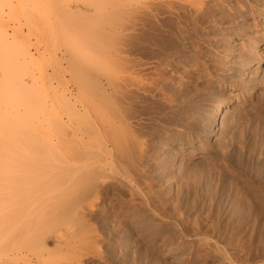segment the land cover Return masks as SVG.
Instances as JSON below:
<instances>
[{
    "label": "rangeland",
    "instance_id": "rangeland-1",
    "mask_svg": "<svg viewBox=\"0 0 264 264\" xmlns=\"http://www.w3.org/2000/svg\"><path fill=\"white\" fill-rule=\"evenodd\" d=\"M28 1L13 0L4 15L0 6L9 43L0 58V194L17 186L0 197V264H264V68L246 103L225 89L237 80L224 72L235 41H258L264 0H161L141 16L113 13L105 0ZM75 81L84 91L107 88L116 104L101 118L118 132L110 139L79 142L81 134L74 139L69 125L54 122V93L76 96L83 90ZM221 97L236 103L213 133ZM94 115L77 118V130L101 120ZM75 149L93 153L78 165L92 168L99 188L85 205L57 213L40 185L48 171L52 178L68 168ZM86 185L75 195L88 194Z\"/></svg>",
    "mask_w": 264,
    "mask_h": 264
},
{
    "label": "bare ground",
    "instance_id": "bare-ground-1",
    "mask_svg": "<svg viewBox=\"0 0 264 264\" xmlns=\"http://www.w3.org/2000/svg\"><path fill=\"white\" fill-rule=\"evenodd\" d=\"M28 1V0H27ZM30 2H32V0H29ZM28 1V2H29ZM141 1H143V0H141ZM141 1H139V0H105V3H107L106 5L108 6V8L109 9H111V11L113 10H117V11H119L118 13H130V15L132 14V13H134L133 14V16H141L142 14H148V13H150L152 10H154V7H155V4H157V2H161V0H147V1H144V2H141ZM164 1H166V0H164ZM172 2H173V0H171ZM178 1V0H177ZM186 1V0H185ZM192 1V0H191ZM201 1V0H200ZM257 1V0H256ZM97 1H95V3H96ZM102 2V1H101ZM181 2V1H180ZM194 2V1H193ZM198 2V1H197ZM203 2H204V0H203ZM23 3V2H22ZM24 3H25V0H24ZM99 3V2H98ZM162 4H164L163 2H161ZM160 3V4H161ZM183 3H184V0H183ZM202 3V2H201ZM83 4V3H82ZM97 4V3H96ZM99 4H101V3H99ZM167 4V3H166ZM192 4V3H191ZM25 5V4H24ZM87 5V4H86ZM86 5L84 4V6H82L85 10H91V8H89V7H86ZM93 5V4H92ZM103 5H105L104 3H103ZM170 5V4H169ZM193 5V4H192ZM0 6L2 7V10H1V12H2V14L1 15H4V12H5V9L6 8H10V7H12V6H14V2H13V0H0ZM101 6V5H100ZM197 6V5H196ZM90 7H91V5H90ZM164 7V6H163ZM255 7V6H254ZM260 7H261V5H260ZM13 8V7H12ZM24 8H25V6H24ZM93 8V7H92ZM103 9H104V7H103ZM93 10V9H92ZM107 10V9H106ZM176 10V9H175ZM86 11V12H87ZM112 11V12H113ZM116 11V12H117ZM91 12V11H90ZM102 12L103 11H101V14H102ZM107 12V14H108V12L109 11H106ZM112 12H110V13H112ZM258 12H259V19H257V21H258V25H260V24H263L264 25V9H261L260 11H259V9H258ZM100 13V12H99ZM114 13V12H113ZM104 14H106L105 12H104ZM103 14V15H104ZM119 14V15H120ZM151 14V13H150ZM129 15V14H128ZM126 16V15H125ZM106 18H107V16H105ZM120 17H122V15H120ZM128 17V16H127ZM109 18H111V16L109 17ZM115 18V17H114ZM117 18H119L118 17V15H117ZM140 18V17H139ZM133 19V18H132ZM106 20V19H105ZM104 20V21H105ZM110 20V22H111V20H113V19H109ZM109 20H107V21H109ZM115 20V19H114ZM119 22H118V21ZM129 20V19H128ZM69 21H71V20H69ZM116 21H117V23H120V19H116ZM121 21H122V19H121ZM124 21V20H123ZM137 21V20H136ZM136 21H134V22H136ZM125 22H126V20H125ZM6 23L7 22H5V20L3 19V18H1V20H0V38H1V43H0V58L5 62L6 61V59H7V55H8V53H6L7 52V46L9 47V43L7 44V40H8V29H7V25H6ZM116 23V22H115ZM116 23V24H117ZM122 23V22H121ZM124 23V22H123ZM70 24V23H69ZM107 24V23H106ZM119 25H121L122 26V24H119ZM124 25H125V23H124ZM121 26H119V27H121ZM126 26H127V29H130V27H131V25H130V23L128 22L127 24H126ZM132 26H134V25H132ZM29 27V26H28ZM105 27V26H104ZM117 27V26H116ZM108 28H110V30L112 29L111 28V26L109 25V27ZM114 28V27H113ZM126 28V27H125ZM124 28V29H125ZM118 29V28H117ZM17 30V29H16ZM30 30V29H29ZM28 30V31H29ZM72 30V29H71ZM70 30V31H71ZM106 30H105V28H104V32H105ZM125 31V30H124ZM127 31V30H126ZM131 31V30H130ZM106 33V32H105ZM67 34V33H66ZM109 34V33H108ZM258 34V35H257ZM256 34V36H259V39H258V41L257 42H255V44L254 43H251L250 41H246V40H242V41H235V42H237V45H240V47L239 48H237V49H230L227 53H225L224 54V56L226 55V57H228L229 59H233L232 60V63H228V64H226L227 65V68H226V70L224 71L225 73V76L227 75H229L231 78H235L236 80H237V82H235V83H230V85L229 86H227V87H225V89L229 92V93H231L232 95H236L237 97H241V98H243V102H247L248 100H252L253 98H255V95H256V89L257 88H259L257 85H259L258 84V81H259V77H260V75L262 74V68H264V30L262 31H260V32H258ZM110 35V34H109ZM113 35V34H112ZM120 35V34H119ZM102 36H103V34H102ZM107 38V37H106ZM257 39V38H256ZM67 40V39H66ZM101 40H104V39H102V37H101ZM100 40V44L102 43V42H104V41H101ZM109 40V39H108ZM235 40V39H234ZM112 41H113V39H112ZM106 42V41H105ZM234 42V43H235ZM106 43H108V42H106ZM110 44V43H109ZM7 45V46H6ZM108 45V44H107ZM102 46H104V43H103V45ZM224 48V47H223ZM225 49V48H224ZM243 49H248L247 51H241V50H243ZM6 50V51H5ZM107 50V49H106ZM7 54V55H6ZM239 55V56H238ZM5 58V59H4ZM77 60H80V59H77ZM82 61V60H81ZM75 62L77 63V61L75 60ZM3 63V62H2ZM2 63H0V64H2ZM78 63H79V61H78ZM81 63H84V61L83 62H81ZM90 63V62H89ZM85 64V63H84ZM75 65V64H74ZM82 65V64H81ZM87 65H89V64H87ZM93 65V64H92ZM75 66H78V64L77 65H75ZM5 67V66H4ZM77 68H79V67H77ZM81 68V67H80ZM79 68V69H80ZM82 69V68H81ZM85 69V68H84ZM75 70H76V68H75ZM77 71H78V69H77ZM76 71V72H77ZM2 72V68H0V73ZM75 72V73H76ZM82 72V71H81ZM83 72H84V70H83ZM83 72H82V74H83ZM99 72V71H98ZM87 73V72H86ZM80 74V73H79ZM102 74V73H101ZM100 74V75H101ZM222 74V73H221ZM90 75V74H89ZM96 75V74H95ZM103 75V77H105L104 76V74H102ZM81 76V75H80ZM98 76V75H97ZM226 76V77H227ZM85 77V76H84ZM88 77H90V76H88ZM78 78V75L76 74V79ZM80 78H82V77H80ZM93 78V77H92ZM96 78V77H95ZM85 79V78H84ZM86 80L88 81V79L86 78ZM262 80V79H261ZM91 81V80H90ZM93 81V80H92ZM18 82V81H17ZM24 82V81H23ZM76 82V81H75ZM231 82V81H230ZM77 83V82H76ZM19 84V83H18ZM77 85H78V83H77ZM87 85V84H86ZM103 85V84H102ZM110 85H112L111 83H110ZM110 85H109V87H110ZM18 86V85H17ZM23 86V85H22ZM226 86V85H225ZM0 87H1V84H0ZM78 87H79V85H78ZM82 87V86H81ZM88 87V86H87ZM102 87V86H101ZM99 87V88H97L96 90H95V88H94V90L96 91V92H94V90L93 91H91V89L90 88H88V90L90 91V93L89 92H86V91H88V90H85L84 91V89H82V88H80L81 90H83V91H80L79 89V92H78V94L75 96L73 93H67V91L65 92V90L63 91V90H56V92L54 93V96H53V98L55 99V102L53 103V108L55 107V106H57V110H58V112L55 114V116H54V118L56 119L54 122L57 124V125H59L60 127H65L66 125H69V126H66L67 127V129H70V131L72 132H70L71 134H72V137L74 136V139H75V137L78 135V134H81L82 135V139H79V142L80 141H82L83 140V138L84 137H86L88 140H91L92 138H93V140L95 139V138H97L96 136H98L99 138H100V136L101 135H103V137H104V135H106V134H109V137L112 135L111 133L113 132V135L114 134H116V133H118L117 131H116V129L115 128H117V127H115L114 128V123H109V121H111L110 119H105V121L104 120H102V116H105V114L103 113V111L105 112V110H107V108H109V106L110 105H114V104H116V103H112V101H111V103H109L108 101L109 100H107V96H109L107 93H106V89H104V87ZM115 88H116V85L114 86ZM102 90H101V89ZM113 88V87H112ZM17 89H18V87H17ZM22 89H24V88H22ZM21 89V90H22ZM21 90H20V92H21ZM99 90H101V91H99ZM106 90V91H105ZM23 91V90H22ZM219 91V90H218ZM225 91V90H224ZM86 92V93H85ZM114 92H116V91H114ZM217 93V92H216ZM21 94V93H20ZM22 96V95H21ZM111 96V95H110ZM109 96V97H110ZM220 96V95H219ZM224 96V95H223ZM262 96V95H261ZM108 97V99H110ZM6 99V98H5ZM9 99V98H8ZM26 99V98H25ZM46 99V100H45ZM45 99H43L42 100V104H41V102H39L40 103V107H41V110L42 111H46L47 109H48V97L47 98H45ZM245 99V100H244ZM7 100V99H6ZM19 101V100H18ZM33 101V100H32ZM38 101V100H37ZM107 101V102H106ZM235 102V101H234ZM233 102V100L231 101H228V102H226V99L223 97H221L220 98V100H217L216 101V103H215V110H214V114L212 115V118H211V124H213L212 125V127L211 128H213V130H211V131H213V133H215V132H218V130L220 129V128H218V126H219V121H220V118H219V115H220V112H222L225 108H227L228 107V105H231V104H233L234 103ZM242 102V101H241ZM9 103V102H8ZM8 103L6 104V107H5V105H4V107H3V109H6L5 110V112L6 111H8V108H7V105H8ZM109 103V104H108ZM236 103V102H235ZM244 103V104H245ZM5 104V103H4ZM2 105V104H1ZM26 107H27V105L26 104H24ZM23 105V108L25 109L26 107ZM30 105H32L31 103H30ZM42 105V106H41ZM38 106V105H37ZM52 106V105H51ZM107 106V107H106ZM33 107H34V105H33ZM50 107V106H49ZM111 107V106H110ZM115 107V106H114ZM106 108V109H105ZM55 109V108H54ZM117 109V108H116ZM1 111H3L2 110V108H1ZM18 111V110H17ZM109 111H111V109L109 108ZM113 111V110H112ZM116 112V111H115ZM114 112V113H115ZM37 113V112H36ZM103 113V115H100V114H102ZM6 114H7V112H6ZM5 114V115H6ZM42 114V113H41ZM90 114H95V115H97L95 118H97L98 117V115L100 116V118H101V120H92L93 122V124L91 123V121H90V126L91 127H88L87 126V128L85 129L84 128V126H82L83 128H84V130H82V128H80L81 130L79 131V130H77V127H75V125L76 124H78V123H76L77 121H78V119H79V117H84V116H88V115H90ZM106 114H107V112H106ZM120 114V113H119ZM4 115V116H5ZM13 115V114H12ZM44 115V114H43ZM94 115V116H95ZM111 115V114H110ZM109 116V115H108ZM17 117V116H16ZM90 117H92V116H90ZM117 117V116H116ZM4 118V117H3ZM45 118V117H44ZM78 118V119H77ZM104 118V117H103ZM108 118V117H107ZM110 118V117H109ZM46 119V118H45ZM90 119V118H89ZM17 120H19V119H17ZM80 120H82V119H80ZM85 120L86 121H88L86 118H85ZM108 122H107V121ZM113 120H114V118H113ZM1 121V120H0ZM3 121V120H2ZM39 121V120H38ZM107 122V123H106ZM115 122V121H114ZM43 123V122H42ZM80 123H82L81 121H80ZM84 123H85V121H84ZM88 122H86V124H87ZM111 124V125H113L112 127L109 125V124ZM44 124H49V123H46V121L44 122ZM40 125V127L42 126V129H43V131L42 132H45V130H47L46 128H47V126H45V125ZM85 124V125H86ZM116 124V123H115ZM16 125H18V124H16ZM79 125V124H78ZM83 125V124H82ZM56 126V125H55ZM54 126V127H55ZM3 127V126H2ZM20 127V126H19ZM22 127H23V125H22ZM30 127V126H29ZM51 127H53L52 126V124H51ZM53 127V128H54ZM59 127V128H60ZM63 127V128H64ZM65 127V128H66ZM69 127V128H68ZM48 128H50V126L48 127ZM222 128V127H221ZM62 129V128H61ZM112 129V130H111ZM26 130V129H25ZM50 130V129H49ZM64 130V129H63ZM221 130V129H220ZM219 130V131H220ZM56 131V130H55ZM62 131V130H61ZM69 131V130H68ZM112 131V132H111ZM215 131V132H214ZM21 132V131H20ZM47 132H48V130L46 131V133L45 134H47ZM80 132V133H79ZM53 133V132H52ZM64 133V132H63ZM66 133V132H65ZM59 134V133H58ZM64 135V134H63ZM68 135L70 136V138L67 136V138H69L70 140H71V135L68 133ZM14 136H15V134H14ZM24 136V135H23ZM53 136V135H52ZM84 136V137H83ZM64 137H65V135H64ZM78 137V136H77ZM102 137V136H101ZM105 137H107V138H109L108 137V135H106ZM57 138H58V136H57ZM106 138V140H108ZM11 139V138H10ZM15 139V138H14ZM62 139V138H61ZM64 140L66 139V138H63ZM110 139V138H109ZM113 139V138H112ZM60 140V139H59ZM58 140V141H59ZM64 140H60V141H62V143H64ZM88 140L86 141L88 144L90 143V142H88ZM92 140V141H93ZM115 140H116V138H115ZM115 140H114V142H115ZM68 141V140H67ZM66 141V142H67ZM73 140H71L70 142H72ZM76 141V140H75ZM74 141V142H75ZM78 141V140H77ZM98 141V140H97ZM13 142V141H12ZM14 142H15V140H14ZM85 142V141H84ZM85 142V143H86ZM96 142V141H95ZM101 142V141H100ZM117 142V141H116ZM119 142V141H118ZM117 142V143H118ZM62 143H60V144H62ZM68 143V142H67ZM84 143V144H85ZM104 143V142H103ZM103 143H102V145H103ZM6 144V146H7V143H5ZM9 144H10V142H9ZM13 144H15V143H13ZM50 144V143H49ZM70 144V143H69ZM71 144H73V143H71ZM83 144V145H84ZM87 144V145H88ZM111 144H113V143H111ZM114 144H116V143H114ZM23 145V144H22ZM75 145V144H74ZM80 145V144H79ZM93 145V144H92ZM9 146V145H8ZM15 146H18L17 144H15L14 145V147ZM64 146V145H63ZM69 146V145H68ZM68 146H66V147H68ZM73 146V145H72ZM72 146L71 147H69V148H72ZM76 146V145H75ZM85 146V145H84ZM89 146V145H88ZM94 146V145H93ZM105 146V145H104ZM107 146V145H106ZM61 147V146H60ZM77 147V146H76ZM80 147H81V145H80ZM199 147V146H198ZM16 148V147H15ZM56 148H57V146H56ZM56 148H54V149H56ZM78 148H79V146H78ZM103 148V147H102ZM101 148V149H102ZM19 149V148H18ZM54 149H52V150H54ZM81 149H85V148H81ZM92 149V148H91ZM94 149H96V147L95 148H93V150ZM107 149V148H106ZM11 150V149H10ZM45 150V149H44ZM49 150V149H48ZM51 150V149H50ZM67 150V149H66ZM70 150H72V149H70ZM76 150L77 149H75L74 151H75V153L74 152H72V154L74 153V154H77V152H76ZM80 150V149H79ZM104 150V149H103ZM82 151H85V150H82ZM89 150H87V152H88ZM20 152H22L21 150H20ZM53 152V151H52ZM65 152H67V151H65ZM79 152V151H78ZM87 152H85V153H79V154H77V155H80V157L79 156H77L76 158H73V156H75L74 154L72 155V154H70V156H72V157H70V156H68V160H66V158H65V160H66V164L68 165H65V166H67L68 168H66V170L65 171H62V166L60 167V168H62V169H60L62 172H59L58 173V169H57V173L51 178L50 176H52V175H49V174H51V172L50 171H48L46 174H45V176H46V178L45 179H43V181L41 182V187H40V193H41V197H42V199L44 200V202L45 201H47V202H49V205H54L55 206V209H56V212L57 213H62V212H67V211H73V210H75V209H77L78 207H80L81 205H85L88 201H89V199H90V197H92L97 191H98V188H99V182H96V183H94V179H93V177H94V174L92 173V171H90V169H92L91 167H90V169L88 170V167L86 166V164H83L84 162L83 161H88V160H91L92 161V155H93V153L92 154H90L91 153V151H89L88 153ZM95 152V151H94ZM104 152V151H103ZM54 153V152H53ZM56 153V152H55ZM69 153H70V151H69ZM97 153V152H96ZM112 153V152H111ZM13 154H14V152H13ZM66 154H68V153H66ZM95 154V153H94ZM99 154H100V152H99ZM21 155H22V153H21ZM29 155V154H28ZM46 155V154H45ZM106 155V154H105ZM104 155V156H105ZM20 156V155H19ZM23 156H25V155H23ZM27 156V155H26ZM51 156V155H50ZM59 156V155H58ZM61 156V155H60ZM95 156H96V154H95ZM101 156V155H100ZM16 158H17V156H16ZM43 158V157H42ZM54 158V157H53ZM53 158H51L50 159V162H51V160L53 159ZM73 158V159H72ZM92 158V159H91ZM97 158V157H96ZM99 158V157H98ZM98 158H97V160H98ZM101 158H102V160H103V157L101 156ZM100 158V159H101ZM14 159V158H13ZM18 160H20L19 158H17ZM44 159H48V158H44ZM56 158H54L52 161L54 162V160H55ZM105 159V158H104ZM15 160V159H14ZM22 160V159H21ZM95 160V159H94ZM97 160H95L96 162H98ZM108 160V159H107ZM40 161V160H39ZM62 162L64 161V159L63 160H61ZM101 161V160H100ZM38 162V161H37ZM49 162V161H48ZM55 162H58L59 163V161H57V160H55ZM61 162V164H65V163H62ZM78 162H83L82 164L85 166V167H83L82 165H78ZM52 163V162H51ZM90 163V162H89ZM101 163V162H100ZM44 163H42V164H40L39 163V165H41V166H46V165H43ZM56 164V163H55ZM90 164H92V163H90ZM89 164V165H90ZM96 164V163H95ZM8 165V164H7ZM29 165V164H28ZM105 165V164H104ZM30 166V165H29ZM65 166H63L64 168H65ZM77 166V167H76ZM92 166V165H91ZM102 166V165H101ZM100 167V166H99ZM103 167H105V166H103ZM6 168H7V166H6ZM46 168V167H45ZM55 168V167H54ZM57 168V167H56ZM83 168H85V169H83ZM87 168V169H86ZM93 168H94V166H93ZM47 169V168H46ZM77 169V170H76ZM96 169H98V168H96ZM107 169V168H106ZM30 170V169H29ZM34 170V169H33ZM49 170H51V171H53L52 169H49ZM34 171H36V170H34ZM90 171V172H89ZM100 171H102V170H100ZM99 171V172H100ZM100 173H102V172H100ZM105 173V172H104ZM97 175V174H96ZM96 175H95V177H96ZM42 177H43V175H42ZM23 178H24V175H22L21 177H20V179H19V185H18V190L20 191L21 189H22V185H21V183H22V180H23ZM14 179H15V177L13 178V180L12 181H14ZM42 179V178H41ZM98 180V179H97ZM93 181V183H91V184H89V182H92ZM15 182V181H14ZM31 184V183H30ZM88 185L89 186V188H88V190H86L85 189V191H88V194L85 192V193H82V191H83V189H80V190H82L81 191V195H80V193H79V195L77 196V195H75V191L78 189L79 190V188H80V185H82V186H84V185ZM13 185V184H12ZM86 185V187L85 188H87L88 186ZM9 186V185H8ZM36 187V186H35ZM1 188V187H0ZM16 188H17V186L16 187H11V188H9V189H7V187H5L4 189H2L3 191H2V193L0 194V197L2 196H4V195H6V194H9L10 196H14V192H16L17 190H16ZM34 188V187H33ZM82 188V187H81ZM76 191V192H80V190L79 191ZM0 191H1V189H0ZM9 192V193H8ZM27 192V191H26ZM84 192V191H83ZM77 194V193H76ZM17 195V194H16ZM73 195V196H72ZM34 196V195H33ZM32 198V197H31ZM55 199V200H54ZM5 201V200H4ZM14 201H15V199H14ZM42 201V200H41ZM16 202V201H15ZM13 203V205H15V206H18L19 204H17V203ZM47 202H46V204H47ZM50 202H51V204H50ZM52 203H54V204H52ZM10 204V203H9ZM89 204H91V203H89ZM15 206H12V207H15ZM84 207V206H83ZM88 207V206H87ZM90 207V206H89ZM52 208H53V206H52ZM52 208H51V210H52ZM46 209H49V208H47L46 207ZM53 210H54V208H53ZM20 211V210H19ZM22 212V211H21ZM45 212H48V211H46L45 210ZM51 212V211H50ZM53 212V211H52ZM51 212V213H52ZM49 213V212H48ZM55 213V212H54ZM56 213V214H57ZM50 214V213H49ZM55 214V215H56ZM15 215V214H14ZM20 216V215H19ZM44 216V215H43ZM42 216V217H43ZM46 216H47V214H46ZM46 216H44V217H46ZM17 217V216H16ZM20 218H21V216H20ZM47 219H49L48 217H46ZM45 218V219H46ZM16 219V218H15ZM44 219V218H43ZM46 219V220H47ZM1 220V219H0ZM45 221V220H44ZM8 223V222H7ZM17 224V223H16ZM9 225V224H8ZM13 225V224H12ZM20 225V224H19ZM24 225V224H23ZM71 226V225H70ZM63 228H65V227H63ZM70 228H66V229H61L60 228V230H59V232H62L63 234L65 233V234H68L67 233V231L69 232L70 230H69ZM73 231V230H72ZM72 233V232H71Z\"/></svg>",
    "mask_w": 264,
    "mask_h": 264
}]
</instances>
